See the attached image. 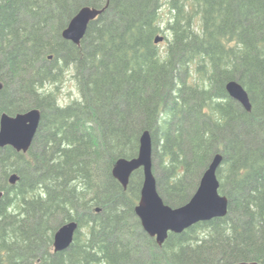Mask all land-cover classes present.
<instances>
[{
  "label": "trees",
  "instance_id": "16d2710c",
  "mask_svg": "<svg viewBox=\"0 0 264 264\" xmlns=\"http://www.w3.org/2000/svg\"><path fill=\"white\" fill-rule=\"evenodd\" d=\"M106 4L78 45L62 37L82 6ZM68 73L79 96L63 105ZM233 79L249 111L227 93ZM0 82V114L41 110L27 152L0 147V264H145L127 239L136 227L151 264H264V0H0ZM144 130L171 207L221 153L224 217L162 245L144 232L134 212L142 170L126 188L112 175ZM71 220L72 244L53 251Z\"/></svg>",
  "mask_w": 264,
  "mask_h": 264
},
{
  "label": "water",
  "instance_id": "95a60500",
  "mask_svg": "<svg viewBox=\"0 0 264 264\" xmlns=\"http://www.w3.org/2000/svg\"><path fill=\"white\" fill-rule=\"evenodd\" d=\"M106 7L107 4L102 8L82 6L62 30V37L78 45L85 35L89 23L103 13ZM162 40L163 37L160 35L155 38V42ZM1 88L2 83L0 82ZM225 89L230 97L239 102L245 110L251 109L249 95L237 80H229ZM40 120L41 110L39 108H30L13 115L2 112L0 114V147L8 145L17 152H27L33 142ZM221 159V153H216L213 156L190 199L178 207L166 204L158 192L157 180L153 171V145L149 130H144L140 134L136 156L132 158L120 157L115 161L112 175L123 188H126L131 174L137 169L142 170V184L134 212L142 229L149 236L155 237L158 245H162L169 232L180 233L199 221L220 218L227 214L228 198L219 193V180L216 174ZM18 179L19 176L13 173L9 176V183L14 185ZM2 195L1 191L0 198ZM95 209L97 212L100 210L99 207ZM77 229L78 222L75 220L59 226L53 236V251L69 248Z\"/></svg>",
  "mask_w": 264,
  "mask_h": 264
},
{
  "label": "rangeland",
  "instance_id": "374dc122",
  "mask_svg": "<svg viewBox=\"0 0 264 264\" xmlns=\"http://www.w3.org/2000/svg\"><path fill=\"white\" fill-rule=\"evenodd\" d=\"M165 13H166V9L163 10V15H165ZM59 96H60L59 101L63 105L69 103L71 100L79 96V92L76 88L74 79L71 78V73L67 74V77L62 83L61 92ZM153 171L156 177H159V175H161L162 173L160 161L158 160V157H154V156H153ZM129 223L135 225V218L130 217ZM136 228L135 231L133 232V236L132 237L127 236V239L130 241V244L134 246L135 249H137L139 255L138 259L145 264H151L150 262L153 260L151 259V253L153 252V250L151 249L152 246L150 247L148 245L149 242L147 241V238L142 234V232H140Z\"/></svg>",
  "mask_w": 264,
  "mask_h": 264
},
{
  "label": "flooded vegetation",
  "instance_id": "af4514ba",
  "mask_svg": "<svg viewBox=\"0 0 264 264\" xmlns=\"http://www.w3.org/2000/svg\"><path fill=\"white\" fill-rule=\"evenodd\" d=\"M96 210V209H95ZM142 227V226H141ZM149 237H151V236H149ZM151 238H154L155 239V237H151Z\"/></svg>",
  "mask_w": 264,
  "mask_h": 264
}]
</instances>
